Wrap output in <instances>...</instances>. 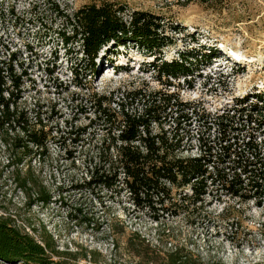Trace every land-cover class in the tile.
I'll return each instance as SVG.
<instances>
[{"label":"rangeland","instance_id":"1","mask_svg":"<svg viewBox=\"0 0 264 264\" xmlns=\"http://www.w3.org/2000/svg\"><path fill=\"white\" fill-rule=\"evenodd\" d=\"M54 1L68 12L109 2L124 7L126 19L135 10L159 16L171 41L162 57L172 60L181 53L190 55L192 75L186 80L160 79L151 67L155 57L133 44L104 47L92 68L77 51L79 45L65 48L56 37L54 31L61 24L51 14ZM204 1L0 0V32L18 50L28 70L27 103L37 102L64 130L65 121L74 131L90 122L81 112L82 92L89 87L106 92L124 84L140 85L175 92L211 110L235 97L264 93V0ZM31 10L43 17L45 26L34 24ZM205 49H213L216 56L210 60ZM91 135L89 130L76 144L69 140L51 143L44 161L38 155L33 158L40 179L51 190L48 204H29L14 180V166H7L11 152L0 141V206L8 209H0V214L8 211L15 224L39 242L44 233L52 236L61 252L54 259L66 264H162V256L151 251L147 256L137 255L129 242L132 239L140 249L149 244L148 250L159 253L176 247L189 250L205 264H264V205L209 199L208 212L204 209L189 216L139 209L126 193L84 185L83 162L91 148ZM26 165L23 162L20 167ZM224 207L228 208L225 213ZM0 264L24 263L0 259Z\"/></svg>","mask_w":264,"mask_h":264},{"label":"trees","instance_id":"2","mask_svg":"<svg viewBox=\"0 0 264 264\" xmlns=\"http://www.w3.org/2000/svg\"><path fill=\"white\" fill-rule=\"evenodd\" d=\"M50 10L61 24L54 31L56 37L65 48L79 45L77 51L92 68L104 47L133 44L155 57L151 67L160 79L186 80L193 73L190 55L181 53L172 60L162 57L171 41L162 19L151 12L135 10L126 19L124 7L109 2L68 12L54 1ZM30 13L34 24L46 25L38 13ZM205 53L210 60L216 56L213 49H205ZM28 78L18 50L12 49L0 32V141L11 152L7 166H14V180L27 194L29 204L52 200L50 188L32 164L33 158L38 155L44 161L51 143L69 140L76 144L92 130L91 148L83 162L84 185L90 189L126 193L139 209L167 211L174 216H189L204 209L208 212L209 199L264 205V93L235 97L211 110L175 92L134 84L100 92L81 83L86 89L81 112L90 122L74 131L67 121L66 130L62 129L60 121L43 112L37 102L32 106L27 103ZM23 162L26 167H20ZM261 234L264 237V222ZM42 240L20 229L8 211L0 214L1 260L66 264L54 259L61 252L52 236L44 233ZM129 242L137 255L147 256L150 251L161 255L162 264H205L183 248L159 253L148 250L149 244L140 249L132 239Z\"/></svg>","mask_w":264,"mask_h":264}]
</instances>
